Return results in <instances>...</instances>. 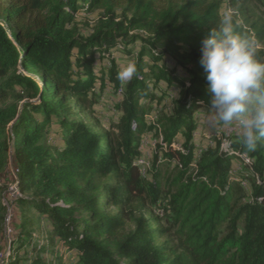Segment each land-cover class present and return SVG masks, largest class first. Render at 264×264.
I'll return each mask as SVG.
<instances>
[{"label": "trees", "instance_id": "1", "mask_svg": "<svg viewBox=\"0 0 264 264\" xmlns=\"http://www.w3.org/2000/svg\"><path fill=\"white\" fill-rule=\"evenodd\" d=\"M229 8L264 60V0H0V165L11 157L20 192L4 264H264V140L250 152L233 139L187 174L209 99L201 40ZM91 12L97 25L84 31ZM137 44L136 74L121 81L112 52ZM107 88L122 93L115 135L73 115ZM155 91L173 95V109L151 122ZM146 129L160 138L156 162L163 150L181 163L176 176L141 172ZM235 159L261 180L245 205Z\"/></svg>", "mask_w": 264, "mask_h": 264}, {"label": "rangeland", "instance_id": "2", "mask_svg": "<svg viewBox=\"0 0 264 264\" xmlns=\"http://www.w3.org/2000/svg\"><path fill=\"white\" fill-rule=\"evenodd\" d=\"M260 11H264V8H260ZM99 14L98 12H91L87 13L84 16H81L79 19L80 21V28H82L84 31H88L91 28H94L97 25ZM139 44L135 45L133 47V52L131 53H124L121 52V50H115L112 52V55H116L118 62L120 63V67L123 69L128 65L129 62L136 61L137 60V52L139 51ZM134 61V63H135ZM172 93L175 92V89L173 88L171 90ZM155 99L147 101L152 105V110L150 114H148L146 119H149L151 122H156L157 118L160 115L166 116L171 110L173 109L172 105V97H164L161 100H158L159 98V91H155ZM122 95L121 90L117 92V95L110 89L107 88L105 90V93L98 96V102L93 106V108H88L84 105H78L73 112V115L78 120H85L89 123H92L96 127L101 126V131H108L111 127H113L112 130L113 135L114 133H117V125L119 120V111L116 108V100L118 99L117 96ZM172 99V100H171ZM71 103H75L74 100L71 101ZM5 104V99H2L0 97V107ZM197 131L194 135V141L196 142L197 146L195 148L196 156L194 157V160L192 161L189 170H188V176H193L198 171V163L201 161V159H207L208 157H211V153L215 151H220L222 149H225L226 147H229L230 141L233 139H239V136L231 137L232 134L230 131L233 130V128H226V127H236V129H239V125L235 124L236 122H233L231 125H217L212 126L209 123V116L205 109H201L197 113ZM113 125V126H112ZM11 133L9 132V135ZM118 134V133H117ZM239 134V131H238ZM230 138V139H229ZM160 138L158 134H156L155 130H149L146 129L144 134L141 136V147L139 149L141 156L137 159L136 164L139 166L142 173L146 174L148 172L154 171V165L156 169H160L161 173L165 175L164 179L166 177L170 176H176L177 172L181 170L182 165L177 159L168 160V158L162 156V153L164 152L162 150L161 153H159V159L158 162L155 161L156 155H157V145L154 146V142L158 141L159 143ZM145 142V144H144ZM185 142V138L182 132H179L178 135L175 138V142L173 143V147L175 149H178L180 151H184V147L182 143ZM147 143V144H146ZM198 152H200V155H198ZM246 154V155H244ZM244 155V156H243ZM242 158L244 162L247 164L250 162V160L246 161L245 158L248 157L247 153H243ZM143 161V162H142ZM141 163V164H140ZM156 163V164H155ZM158 167V168H157ZM231 175V181L235 183H240L243 186V194L242 198L240 200V204L245 205V203H250L253 201V179L257 181V183L261 182L259 175L255 174L254 171L248 167H245V164L243 165L242 161L239 159H235L232 161V171L230 173ZM20 195V192L17 187L16 178L14 175V167L12 163L11 157L8 158V162L6 165L1 166L0 165V247L3 248L7 240L14 234L16 229H18V224L20 221V214L16 212V214L12 213V205L14 203V199H16V194ZM165 198L162 199L165 202ZM14 207L17 211V207L14 204ZM148 209L151 211H159L161 213L162 206H155V205H149ZM34 215H36L34 213ZM244 224V220H241L240 227H242ZM9 243L7 250L9 249ZM7 244V243H6ZM2 250V249H0ZM7 253V252H6ZM6 253L1 252L0 254V264H3L2 257L5 256Z\"/></svg>", "mask_w": 264, "mask_h": 264}, {"label": "clouds", "instance_id": "3", "mask_svg": "<svg viewBox=\"0 0 264 264\" xmlns=\"http://www.w3.org/2000/svg\"><path fill=\"white\" fill-rule=\"evenodd\" d=\"M260 48L253 36L237 30L231 8L223 13L218 27L208 30L200 48L209 123L238 122L241 143L250 152L264 140V60L259 58ZM135 74V63L129 62L118 78L130 81Z\"/></svg>", "mask_w": 264, "mask_h": 264}, {"label": "bare ground", "instance_id": "4", "mask_svg": "<svg viewBox=\"0 0 264 264\" xmlns=\"http://www.w3.org/2000/svg\"><path fill=\"white\" fill-rule=\"evenodd\" d=\"M235 124H238V122H236ZM232 127H233V126H232ZM236 127H237V126H236ZM238 131H239V129H236V131H235V129L233 128V130L230 131V132H231L232 135H234V134H238ZM244 155H246V154H244ZM244 155H243V156H244ZM142 162H143V161H142ZM140 164H141V163H140ZM0 256H2V255L0 254ZM2 259H3V260H2L1 262L4 264L5 256H3Z\"/></svg>", "mask_w": 264, "mask_h": 264}, {"label": "built area", "instance_id": "5", "mask_svg": "<svg viewBox=\"0 0 264 264\" xmlns=\"http://www.w3.org/2000/svg\"><path fill=\"white\" fill-rule=\"evenodd\" d=\"M127 82V81H126ZM226 128H234L235 129V131H236V127H226ZM144 144H145V142H144ZM147 144V143H146ZM198 155H200V152H198ZM15 194H16V192H15ZM16 196H19L18 195V193L16 194ZM4 256V255H3ZM3 260V259H2Z\"/></svg>", "mask_w": 264, "mask_h": 264}, {"label": "water", "instance_id": "6", "mask_svg": "<svg viewBox=\"0 0 264 264\" xmlns=\"http://www.w3.org/2000/svg\"><path fill=\"white\" fill-rule=\"evenodd\" d=\"M9 246H10V243H9Z\"/></svg>", "mask_w": 264, "mask_h": 264}]
</instances>
